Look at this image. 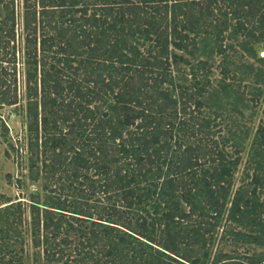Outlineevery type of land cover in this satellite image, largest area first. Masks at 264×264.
Segmentation results:
<instances>
[{
	"label": "trees",
	"instance_id": "trees-1",
	"mask_svg": "<svg viewBox=\"0 0 264 264\" xmlns=\"http://www.w3.org/2000/svg\"><path fill=\"white\" fill-rule=\"evenodd\" d=\"M233 36L264 43V0H0V107L24 93L16 147L45 192L0 200V264L26 240L44 264H264L212 251L220 228L264 245V176L232 192L209 103Z\"/></svg>",
	"mask_w": 264,
	"mask_h": 264
},
{
	"label": "rangeland",
	"instance_id": "rangeland-1",
	"mask_svg": "<svg viewBox=\"0 0 264 264\" xmlns=\"http://www.w3.org/2000/svg\"><path fill=\"white\" fill-rule=\"evenodd\" d=\"M241 36L230 37L228 42L234 47L226 51L225 61L216 51L210 55V61L213 64V87L219 93L218 98L213 97L210 100L212 109L217 110L222 131L236 139L232 146L226 145L232 156L239 150V163L235 169L232 192L238 187H252V176L255 172L264 176V150L261 148L260 134L257 128H264V43L247 42L244 45ZM212 40L209 42V44ZM249 47L253 48L251 51ZM203 49L200 48V51ZM223 63L225 65H223ZM227 69L226 75H223L222 69ZM20 84L23 85V80ZM227 86V90L220 91L222 86ZM21 91L24 92L22 86ZM226 91V92H224ZM24 93L21 94L20 102L13 105H4L0 107V200L1 205L10 201L21 199L25 204L28 202L29 194L38 190L41 200L45 198L42 182L44 179L34 181L28 177L27 153L17 149L16 145L22 144L26 115L24 113ZM254 148L260 150L255 155ZM261 158V159H260ZM264 191V190H263ZM264 196V195H262ZM26 216V215H25ZM29 220V218L27 217ZM224 221V219H223ZM233 223L228 226L233 227ZM28 222H24L26 228ZM4 232H13L19 226L14 222L4 223ZM228 227V228H229ZM238 228L250 229L248 226L239 225ZM253 228L252 230H254ZM7 230V231H6ZM2 232V231H1ZM255 233V232H253ZM22 234L26 235L22 230ZM222 235V229L216 235L212 247L213 253L219 249L223 252H231L236 255L260 254L264 256V245L255 243H244L241 240L231 238V235ZM26 264H44L43 258L39 257L34 261L32 252L35 247L29 240L23 242ZM29 253V255H28Z\"/></svg>",
	"mask_w": 264,
	"mask_h": 264
}]
</instances>
